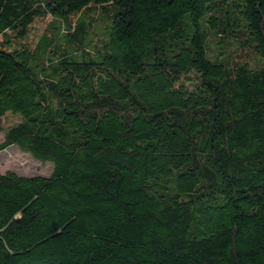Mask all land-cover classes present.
Here are the masks:
<instances>
[{
  "label": "trees",
  "instance_id": "trees-1",
  "mask_svg": "<svg viewBox=\"0 0 264 264\" xmlns=\"http://www.w3.org/2000/svg\"><path fill=\"white\" fill-rule=\"evenodd\" d=\"M84 2L0 0V264H264V0Z\"/></svg>",
  "mask_w": 264,
  "mask_h": 264
},
{
  "label": "rangeland",
  "instance_id": "rangeland-1",
  "mask_svg": "<svg viewBox=\"0 0 264 264\" xmlns=\"http://www.w3.org/2000/svg\"><path fill=\"white\" fill-rule=\"evenodd\" d=\"M76 2H83L84 0H74ZM87 1H94V0H86L83 4L87 3ZM117 2L119 0H116ZM57 3V2H56ZM60 5L61 2H59ZM82 4V5H83ZM81 5V6H82ZM80 6V7H81ZM78 7V8H80ZM66 8L69 9V7L66 6ZM50 11L53 10V8L48 7ZM67 11H70L68 10ZM7 63H1L0 68L2 70V74H0V86L8 84L6 81V77L8 76V73L4 70H6ZM2 81V82H1ZM12 83V87H16V83L20 84V87L24 88V85L22 84L21 78L17 75H12V80H9V82ZM15 82V83H14ZM28 90H25L23 93H25ZM17 118L14 114H8V116L5 118V122L9 123ZM3 138V133H0V141ZM53 163L51 161H42L40 159L35 158L32 156L29 152L22 151L16 144L9 145L7 148L0 150V172L5 171H14L18 174L22 175H32V174H41V175H47L52 170Z\"/></svg>",
  "mask_w": 264,
  "mask_h": 264
}]
</instances>
